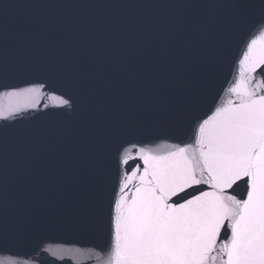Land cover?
<instances>
[{
  "label": "water",
  "instance_id": "1",
  "mask_svg": "<svg viewBox=\"0 0 264 264\" xmlns=\"http://www.w3.org/2000/svg\"><path fill=\"white\" fill-rule=\"evenodd\" d=\"M232 2L0 0V264H114V217L134 230L176 159L138 149L202 167L209 120L203 151H222L216 109L264 95V8Z\"/></svg>",
  "mask_w": 264,
  "mask_h": 264
},
{
  "label": "snow or ice",
  "instance_id": "2",
  "mask_svg": "<svg viewBox=\"0 0 264 264\" xmlns=\"http://www.w3.org/2000/svg\"><path fill=\"white\" fill-rule=\"evenodd\" d=\"M250 6L246 0L230 4L234 9ZM260 7L264 8V0H260ZM61 104L71 106L68 100H61ZM7 118L0 114V119ZM218 118L222 151L217 155L203 151L205 138L200 134L209 120L199 125L196 144L201 148L202 167L192 164L186 147L166 156L138 149L144 164L176 159L160 175L154 173L155 183L148 189L150 195L141 201L134 230L122 216L114 217V264H217L218 258L220 264H264V160L260 158L264 152V95L247 93V99L234 107L217 108L210 119ZM130 152L125 153L122 163H128ZM240 180L247 186L246 198L237 199L229 190ZM202 185L214 191H206ZM189 189L194 190L191 198ZM175 195H183L184 202L173 199ZM115 207L120 210V200ZM229 228L230 238L225 235L218 249L221 231L226 233Z\"/></svg>",
  "mask_w": 264,
  "mask_h": 264
}]
</instances>
